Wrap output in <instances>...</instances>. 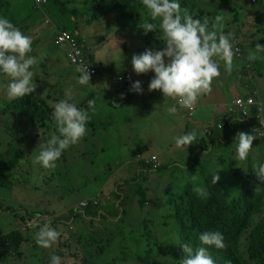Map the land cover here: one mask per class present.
Returning <instances> with one entry per match:
<instances>
[{
    "label": "rangeland",
    "instance_id": "1",
    "mask_svg": "<svg viewBox=\"0 0 264 264\" xmlns=\"http://www.w3.org/2000/svg\"><path fill=\"white\" fill-rule=\"evenodd\" d=\"M79 1L87 8L83 9L79 6L77 0L50 1L43 7L53 25L55 23L58 26H55V29L67 28L74 31L80 28L83 33L86 27L91 29V33L94 28L98 29L97 32L101 37L93 36L97 43L94 46L95 54L98 55L100 51L101 61L105 64L111 62L116 65L114 69L107 71L112 83L115 82L114 76L130 70L132 52L139 51L140 54L148 48L160 50L165 47L163 42L157 39L156 33L150 32L147 35H144V32L141 33L143 37L151 34L150 42L140 38L139 32L126 30L131 33H120L123 29L117 25L114 12L105 17L106 22L112 21L114 27L107 26L104 19L96 20L95 18L88 21L93 14L91 0ZM251 1L179 0L181 7L187 8L194 19L202 21L205 16L209 17V27L217 15L223 16V31L225 34L228 32L235 34L234 41L239 43L242 55H244L243 60L234 56V70L231 74L225 71L223 62H221V76L214 80L215 95H211L215 99L213 101L216 106L214 113L224 112L235 97L245 99L250 95L261 102L264 111V51L256 53L255 61H248L249 53L255 52V41L264 46V19L256 18L259 6L257 2L252 3ZM71 8H76L79 14H70ZM136 12L143 16L142 21L138 20L139 24L145 20L150 21L148 12L142 3H137ZM81 36L85 50L88 52L91 47L89 38L87 35L84 37L82 33ZM53 47L60 53L64 51L62 47L55 44ZM64 62L69 63L66 58ZM71 67L75 66L71 65ZM131 71L137 81L140 76L138 77L133 70ZM1 76L4 75L0 74V177L4 183L9 181L12 185L8 188L5 184H0V237L13 229H19L27 235V241L20 253H15L9 260L0 262V264H50V256L56 255L58 251H61L63 255L61 264H82V257L86 251L83 235L95 225L104 227V233L109 231L114 236H119V241L114 244L113 263L108 262V264H117L123 260L125 262L122 264H176V252L180 239L174 228L173 220L169 218L173 207L167 202L173 193L185 187L188 179L193 176L197 177L195 171L204 169L211 180L212 175L218 173L219 170L220 180L214 185L217 187L227 182L229 173L225 166H231L236 169L237 178L242 177L251 190L264 192V183H257L248 176L249 168L255 172L254 166L264 163V137L259 136L258 132L253 134L257 136L253 141V149L247 161L240 162L235 159L236 151L233 146L222 144L221 136L219 137L221 141L215 143L216 148L208 145L204 141L206 136L203 135L201 123L197 128V139L192 145L176 146L169 155L159 160L160 165L168 164L171 167L166 169L162 175L157 174V180L151 187L152 193L149 195L151 202L146 214L139 212L141 209L137 202L138 196L133 194L132 180L126 183L129 177L137 174L142 177L143 172L140 173V171L145 170L132 157L130 144L121 146L124 132L112 134L116 141L114 145L106 141L103 135L94 136L86 132L78 144L70 146L62 153L54 169H44L39 165L33 166L32 154L34 151L38 154L40 143H46L53 135H59L57 126L52 117L42 123L31 122L20 112L5 108L6 102L10 100L6 94L9 81L8 79L4 81ZM44 80L46 79L37 78V93L47 99L51 105L55 100L54 96L61 95V91L57 89L60 81L55 78L51 80L53 84L48 81L49 84L46 85L43 83ZM122 86L128 90L131 87ZM252 89L254 93H251ZM233 115L238 118L243 117L242 113H233ZM119 116L122 120H127L126 112H121ZM150 119L155 120V117H150ZM240 129L246 133V128L241 127ZM100 139L106 142V147L99 143ZM197 143L199 147L202 146L201 149H204V154L196 155L200 160L199 165L190 166L195 156ZM175 164L180 166L174 168ZM4 174H9L8 180L4 178ZM150 174H156V172H148V175ZM75 179L79 181L73 183ZM118 184L126 187L129 198V203L125 206L127 213L124 216L100 221L83 214L80 218L74 217L65 224L59 222V218L65 215L64 213L81 210L82 206L79 202L85 197H88L85 199L96 197L97 205H106L109 201L111 202L114 192L119 187H117ZM95 189L98 190L97 194L101 190L98 196ZM167 208L169 210L165 212ZM143 210L144 208L141 211ZM41 215L43 217L40 220L49 223L54 229L58 228L61 233L58 241L48 249L34 246L36 243L32 241L41 226V224L36 225L38 220L34 221V219ZM27 219L34 222L27 225ZM144 219L147 223H144ZM259 219L260 215H257L255 221ZM51 221L56 222L57 225H53ZM249 231L242 236L240 244L241 251L246 258H248ZM251 264L257 263L251 260Z\"/></svg>",
    "mask_w": 264,
    "mask_h": 264
},
{
    "label": "clouds",
    "instance_id": "2",
    "mask_svg": "<svg viewBox=\"0 0 264 264\" xmlns=\"http://www.w3.org/2000/svg\"><path fill=\"white\" fill-rule=\"evenodd\" d=\"M34 1L38 7L43 8L45 4L53 0H46V2ZM92 2L93 0L90 1L91 5ZM251 2H257L260 12L264 14V0H252ZM140 3H142L147 10L150 21L152 22L145 20L139 24V28L143 29L144 35L150 32L156 33L157 39L161 40L165 47L160 50L148 48L140 54H134L131 59L133 71L137 75L154 72L155 75L149 82L148 91H162L165 102L169 98L175 100L179 107L185 110L186 118L189 119L186 109L190 110L194 106L195 109H197L196 103L198 99L203 95L211 93V86L214 80L221 76V62H223L224 69L228 74L233 72L234 56L236 55V49L234 47L239 46L240 48V45L237 41H234V33L228 32L225 34L223 31V16L217 15L214 18V22L211 23V27H209V17L205 16L202 21L200 19H194L187 8L181 7L179 0H139V4ZM100 5L104 8L103 15L110 14V10L114 7L112 0H101ZM69 12L70 14L77 13L75 8H71ZM141 17L142 16L139 17V20H141ZM93 19H95V17L93 18L91 15L88 21ZM258 19L262 20L264 17ZM47 22L50 21L47 20ZM53 29L54 44L66 50L68 62L75 66L76 71L80 73L77 83L79 85H87L91 77L97 75V68L100 62H97L96 59L92 58L90 55L85 54L86 50L84 43H81L78 35L74 34V31H69L64 28ZM63 30L73 34L85 62L95 69L94 74L88 72V67H84L83 65L78 66L71 61L68 46L56 43L58 32ZM33 35L34 32H32L30 27L29 31H25L23 34L20 28L7 17L0 16V74H3L9 81L6 94L10 102L18 98L22 99L38 90L36 85L37 77L33 69L39 61L36 57L29 55V53L32 52L33 40L31 37ZM139 37L144 39L142 36ZM262 51H264V46L257 43L255 52L249 53L248 61H255L257 59L256 53ZM236 57L243 60L244 55H242L241 52V56L238 57L236 55ZM126 74H130V80L120 81L118 79L119 76H125ZM114 80L121 85L127 84V86H131L129 89L131 92L143 94L141 81L137 80L132 83L133 75L131 70L114 76ZM64 97L65 98L58 102H52L51 104L52 111L50 115L57 126L59 135H53L46 143L39 144L38 154H36L35 151L32 154L33 166L39 165L44 169H54L62 153L70 146L78 144L86 135L87 124L91 119L89 109L92 113L95 112V98L88 99V108L85 109L78 107L77 104L73 102V89L71 86L65 89ZM248 97L254 99V104L249 107L248 113H234H242L243 118H245L250 116L251 110L254 107L257 112V125L255 126L256 129L253 131L255 132L254 134L258 132L259 136L264 137V111L262 104L259 100H256L254 96L250 95ZM248 97H245V99ZM237 98L241 97H235L233 100ZM233 100L227 106L225 113L221 114L227 115V121H221L218 124L219 128L229 123L231 118H235L233 113L229 111ZM7 102L5 108L8 106ZM177 111L178 109L175 106L168 108L170 114H175ZM194 117L195 114L192 118ZM261 119L263 121H261ZM203 134H205L206 137L211 134L210 125L203 128ZM235 138H237L238 141L235 159L240 162H246L253 149V141L257 136L240 131L236 134ZM196 139L197 133L195 130H192L182 136H178L176 138V145L178 147L190 146ZM197 147H199V145H197ZM153 155H155L158 160V166L156 168H153L152 163H146L144 161V159ZM159 160L158 154L155 153L148 154L147 156H140L138 162L145 170L140 171V173L156 172L161 166ZM163 165H167L169 168L171 167V165L168 164ZM254 167L257 178L261 183H264V163L255 165ZM156 174L159 173L156 172ZM137 176L138 174L135 175V177ZM147 176L149 175L147 174ZM192 179L195 180L196 177L193 176ZM219 180V174L214 173L211 179L212 185L218 183ZM194 191L200 197L206 198L209 195L208 189L204 186L197 187ZM95 198L96 197H92L81 200L79 203L82 209L90 205H97L98 203L96 204L93 202ZM83 201H87L88 204L82 205ZM42 217L43 215L37 216V219H34V221L38 220L36 225L41 224V226L32 241L36 243L34 246L37 245L48 249L58 241L61 233L58 231V228L54 229L49 223H44L45 221L40 220ZM27 221V225H31L34 222L29 219H27ZM51 222L57 225L56 222ZM199 241L202 245L215 246L217 249H224L226 247L224 236L219 231H204L199 235ZM181 248L184 255L180 260V264H215L214 259L208 253L207 247L201 246L193 249L189 244H184ZM50 264H61V258L54 254L51 255Z\"/></svg>",
    "mask_w": 264,
    "mask_h": 264
},
{
    "label": "trees",
    "instance_id": "3",
    "mask_svg": "<svg viewBox=\"0 0 264 264\" xmlns=\"http://www.w3.org/2000/svg\"><path fill=\"white\" fill-rule=\"evenodd\" d=\"M53 1L59 2V0ZM100 1L93 0L92 2L93 18L102 16L104 13ZM112 2L114 7L110 11L114 12L117 25L123 30L129 29L139 32L142 36L143 30L139 28L138 23L140 15L136 12L139 0H112ZM33 12V0H0V16L7 17L20 28L23 34L25 31H29L26 20ZM144 39L150 42L152 35L149 34ZM254 44H257V41ZM242 68L244 69L243 66ZM1 79L7 80L4 76H1ZM251 93H253V89ZM58 98V96H54L55 100ZM7 104L8 110L20 112L31 122L42 123L51 119L52 105L49 104L47 99L38 94L37 90L22 99L8 101ZM226 116L220 114L215 116L210 125L211 134L204 139L208 145L221 141L219 137L223 134H234V136L229 135L228 137L231 141L237 140L235 137L241 131V127L246 128L248 134L255 133L253 130L256 129L255 126L257 125V112L254 107L250 116L231 118L229 123L219 128L218 124L221 121H227ZM199 164V157L194 156L190 166ZM179 166L178 164L173 165L174 168ZM168 168L167 165H161L156 172L163 174ZM225 168L229 175L224 185H218L217 187L212 185L205 170L201 169L198 172L195 171L197 175L195 180L188 179L185 187L179 192L173 193L168 200L167 203L173 207V212H170L169 218L173 220L174 228L180 239V245L176 252V264H180V260L183 258L184 253L181 247L184 244H189L193 249L201 246L207 247L208 253L214 259L215 264H251V260H255L257 264H264V192L251 190L242 177L237 178L236 169L231 166H225ZM248 172L249 179L261 183L253 170L249 168ZM218 173L221 174L219 170ZM147 174V172L143 173L142 177L138 175L136 179L129 177L126 182L129 183L132 180L134 184L133 194L138 196L137 202L141 210L148 201L147 193L144 191L142 184L147 180ZM8 177L9 174H4L6 180H8ZM0 184H5L8 188H11L12 185L9 181L4 183L1 177ZM200 186L208 189L209 195L206 198L200 197L194 191L195 188ZM117 187L118 189L114 192L111 202L109 201L106 205H90L80 211L65 213L59 218V222L65 224L74 217L80 218L83 214L90 215L100 221L124 216L127 213L125 206L129 203V198L126 187L120 184ZM174 195H176V198H174ZM168 210L166 211L168 212ZM257 215H260V219L255 221ZM144 223H147L145 219ZM104 230V227L95 225L88 230L87 234L83 235L86 251L82 257V264L113 263L114 244L119 241V236H114L109 231L104 233ZM248 230L250 231L247 247L248 258H246L241 251L240 244L242 236ZM204 231H219L222 233L226 247L217 249L215 246L202 245L199 241V235ZM25 241H27V235L19 229H13L11 232L2 235L0 237V262L9 260L15 253H20ZM4 248L7 249L4 250ZM56 255L60 258L63 256L61 251H58ZM123 262L125 261L117 262V264Z\"/></svg>",
    "mask_w": 264,
    "mask_h": 264
},
{
    "label": "crops",
    "instance_id": "4",
    "mask_svg": "<svg viewBox=\"0 0 264 264\" xmlns=\"http://www.w3.org/2000/svg\"><path fill=\"white\" fill-rule=\"evenodd\" d=\"M33 2L34 12L27 17L26 22L32 32H34V35L31 37L33 40L32 52L29 53V55L36 57L39 61L33 69L36 73L35 76L39 79H46L43 81L46 85L49 84L48 81H50V84H53L51 80L55 78L60 81L57 89L61 91V95L53 102H58L65 98V89L70 86L73 89V102H75L80 108L87 109L88 99L95 98V112L92 113L89 109L91 119L87 124V133L89 132L94 136L96 134L99 136L103 135L106 141H109L114 145L116 144V141L113 139L112 134H122L124 132L121 146L130 144L132 147L131 154L134 159L139 161L140 156H147L151 153L158 154L159 159H163L165 155H169L177 146L176 138L178 136H182L192 130H195L196 133H198L197 128L200 123L204 128L205 126L212 124L216 115L225 113L227 107L224 109V112H216L219 114L213 112L216 109V106L213 104L215 99L211 97V95H215V83L211 86L212 91L210 94L203 95L198 99V102L196 103L198 108L196 109L195 117L192 119L186 118L185 110L180 108L175 100L169 98L165 102V97L163 96L162 91H148L149 82L155 75L154 72L138 75V77L140 76L138 80L141 81L143 94L131 92L115 80V82L112 83L107 71L109 69H114V66L116 65L111 62L105 64L101 61L100 51H98V55L95 54L94 46L97 43L93 39V36L101 37L96 28L93 29L92 33L91 29H87V27L85 28L84 33L80 28L74 30V34L78 35L81 43H83L81 33L84 37L86 35L88 36L91 47L90 50L86 52L92 58H95L97 62H100V65L97 68V75L91 77V80L87 85H79L77 80L80 73L76 71V67H71L69 63L64 62V58L67 59L66 50L64 49V51L60 53L53 47L54 35L52 34V31L56 26L55 23L53 25L52 20L46 15L44 7H38L34 0ZM77 4L82 6L83 9L87 8L81 5L79 0H77ZM75 10L79 14V11L76 8ZM108 15L109 14H104L101 17L96 18V20L104 19L106 22L105 17ZM256 16L257 18L264 17V14L260 12V8L257 9ZM47 20L50 22H47ZM142 20L143 16L141 17V21ZM106 24L107 26H115L112 24V21H107ZM64 29L73 31L67 28ZM122 32L130 34L128 31L120 30V33ZM134 54H139V51L136 53L132 52L131 57ZM130 70H133L132 64ZM131 73L133 75L132 71ZM133 82H135L134 75ZM172 106H175L178 109L175 114H170L168 112V108ZM121 112H126L127 120H122L120 118L119 114ZM153 116L155 117V120L150 119V117ZM229 135L234 136V134L221 135V142L223 145H232L236 151L238 141H231L228 137ZM99 143L106 147V142L104 140L100 139ZM197 145L199 144L197 143ZM212 147L216 148V145L212 144ZM203 150L197 147L196 152L194 153L195 156L198 155V153L203 155ZM156 176L157 174H150L148 179L143 183V189L147 193L148 201L144 210H139L140 213L146 214L148 211L147 208L151 202L149 195L152 193L151 187L153 182L157 180ZM132 178L136 179L135 176ZM78 181V179H75L73 183ZM107 184L108 182L105 186ZM95 191L97 194L98 190L95 189Z\"/></svg>",
    "mask_w": 264,
    "mask_h": 264
},
{
    "label": "built area",
    "instance_id": "5",
    "mask_svg": "<svg viewBox=\"0 0 264 264\" xmlns=\"http://www.w3.org/2000/svg\"><path fill=\"white\" fill-rule=\"evenodd\" d=\"M37 1L38 2H46V0H37ZM56 43L68 46V48L70 50V58L74 64H76L78 66L83 65L84 67H88V72L90 74L95 73V69L90 64H87L85 62L83 55H82V52L79 48V45H78V43H77V41H76V39L72 33H70L69 31H66V30L59 31L57 34ZM234 48L236 49V55L238 57L241 56V49L239 48V46H235ZM118 79L120 81H128V80H130V74H126L125 76H119ZM252 104H254V99L252 97H248L246 99L237 98V99L233 100L232 105L229 108V111L232 113L242 112L244 114H247L249 111V107ZM195 110H196L195 106L190 110L186 109L189 119L194 116ZM261 121H263V120L261 119ZM144 161L146 163H152L153 168H156L158 166V160H157V157L155 155L144 159ZM93 202L96 204L98 203L96 200H94ZM87 204H88L87 201L82 202V205H87Z\"/></svg>",
    "mask_w": 264,
    "mask_h": 264
}]
</instances>
